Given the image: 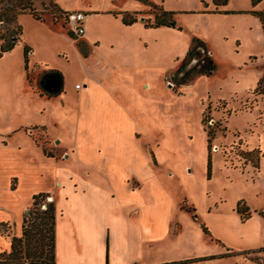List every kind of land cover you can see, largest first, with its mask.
I'll return each instance as SVG.
<instances>
[{
	"label": "rangeland",
	"instance_id": "374dc122",
	"mask_svg": "<svg viewBox=\"0 0 264 264\" xmlns=\"http://www.w3.org/2000/svg\"><path fill=\"white\" fill-rule=\"evenodd\" d=\"M153 6L174 13L176 28H145ZM32 7L44 22L22 14L7 27L22 31L14 54L31 51L30 83L22 71L3 84L0 110H19L15 121L39 147L60 161L68 153L79 173L101 176V187L134 209L143 231L136 263L264 264V95L255 91L264 36L251 14L264 0L254 8L228 0L218 12L212 0H32ZM75 12L86 16L82 38L65 20ZM123 13H137L136 22L124 25ZM193 39L216 68L173 89ZM52 71L63 76V92L47 98L41 81ZM110 113L119 126L106 125ZM252 150L262 154L257 169L256 156L246 155ZM53 199L46 194L34 210ZM21 234L5 228L10 240ZM36 264H51L49 255Z\"/></svg>",
	"mask_w": 264,
	"mask_h": 264
},
{
	"label": "crops",
	"instance_id": "0c3cea01",
	"mask_svg": "<svg viewBox=\"0 0 264 264\" xmlns=\"http://www.w3.org/2000/svg\"><path fill=\"white\" fill-rule=\"evenodd\" d=\"M14 53L15 47L0 57L1 88L25 73L23 49L22 56ZM18 113L0 110V223L21 232L33 197L53 194L56 264H137L134 253L141 248L143 231L133 223L134 209L115 200L109 186L101 187V176L79 173L68 162V153L64 161L46 153L24 133L29 126L15 121ZM106 117V125L119 126L113 123L112 113ZM121 222L126 227L119 228ZM10 244L0 233V251L9 252Z\"/></svg>",
	"mask_w": 264,
	"mask_h": 264
},
{
	"label": "trees",
	"instance_id": "16d2710c",
	"mask_svg": "<svg viewBox=\"0 0 264 264\" xmlns=\"http://www.w3.org/2000/svg\"><path fill=\"white\" fill-rule=\"evenodd\" d=\"M262 0H250L251 7H256ZM228 0H212L214 7L213 12H218V9L225 7ZM153 21L146 20L145 28L166 27L175 29L176 22L174 13L165 11L162 7L153 6L151 9ZM220 13V12H219ZM22 14L30 15L34 20L44 22L43 15L36 12L32 7V0H0V57L10 52L20 40L22 34L21 28L17 26V35H10L7 27L17 25V19ZM251 14L256 17L260 23L261 30L264 36V9L261 11H252ZM137 13L122 14V23L126 26L132 25L137 20ZM71 35V33H70ZM29 53L30 49L27 46L23 47L24 71L27 81H29ZM197 58V59H196ZM196 61L191 65V62ZM216 66L207 50L205 43L200 39H193L192 44L186 52L184 58L181 60L176 69L171 83L173 89L189 83L200 76H206L215 70ZM63 76L59 72H50L46 74L41 85L45 89L47 98L57 97L63 92ZM259 95H264V76L258 82L255 89ZM41 95V94H40ZM209 140L213 133L207 132ZM248 156H256V164L253 168H258L259 158L261 157L260 150H252L246 153ZM46 194H38L33 197V202L29 208L30 220L23 222L22 234L20 237H13L11 239L10 251L0 253V264H36L40 259L45 260L49 258L51 264L55 263V207L54 204H48L46 209L38 212L34 210L36 202L45 197ZM41 207V205H40ZM6 224L0 223V233H5ZM45 236H43V234ZM45 237V238H44ZM49 243L48 250L43 249L40 244L44 245L43 239ZM49 241V242H48ZM40 246V247H38Z\"/></svg>",
	"mask_w": 264,
	"mask_h": 264
},
{
	"label": "built area",
	"instance_id": "2783aa9c",
	"mask_svg": "<svg viewBox=\"0 0 264 264\" xmlns=\"http://www.w3.org/2000/svg\"><path fill=\"white\" fill-rule=\"evenodd\" d=\"M85 14L82 12H75V13H67L65 16L66 23L70 27V33L72 36L76 38H81L84 33V21H85ZM78 88V85L76 86ZM41 209H46V205H41ZM30 212L29 209L26 211L24 216V221L27 223L30 220Z\"/></svg>",
	"mask_w": 264,
	"mask_h": 264
},
{
	"label": "bare ground",
	"instance_id": "6f19581e",
	"mask_svg": "<svg viewBox=\"0 0 264 264\" xmlns=\"http://www.w3.org/2000/svg\"><path fill=\"white\" fill-rule=\"evenodd\" d=\"M52 201V199H50Z\"/></svg>",
	"mask_w": 264,
	"mask_h": 264
}]
</instances>
